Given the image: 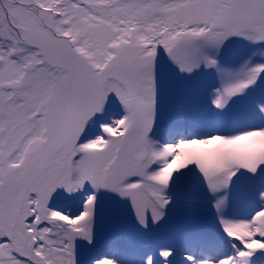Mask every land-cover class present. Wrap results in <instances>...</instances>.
<instances>
[{"label":"snow or ice","instance_id":"snow-or-ice-1","mask_svg":"<svg viewBox=\"0 0 264 264\" xmlns=\"http://www.w3.org/2000/svg\"><path fill=\"white\" fill-rule=\"evenodd\" d=\"M0 264H264V0H0Z\"/></svg>","mask_w":264,"mask_h":264}]
</instances>
